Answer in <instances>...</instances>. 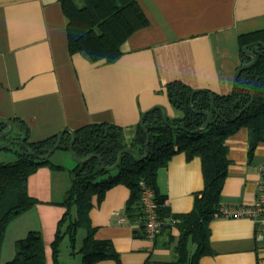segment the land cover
I'll return each mask as SVG.
<instances>
[{
    "label": "crops",
    "instance_id": "crops-1",
    "mask_svg": "<svg viewBox=\"0 0 264 264\" xmlns=\"http://www.w3.org/2000/svg\"><path fill=\"white\" fill-rule=\"evenodd\" d=\"M138 2L150 24L124 42L116 62L106 63L70 54L68 18L60 0H0V120H12L17 137L25 133L22 121L29 140L39 141L94 122L134 125L156 105L165 106L168 117H179L182 112L171 104L165 88L173 80L220 94L233 91L241 66L238 35L264 28V0ZM226 143L230 164L221 207L249 205L257 196L264 141L251 157L247 128ZM61 173L41 166L29 176L28 192L40 202L9 225L0 264L14 258L16 241L30 230L41 231L46 264H54L52 243L66 212L59 202L70 187ZM157 182L172 213L190 212L196 193L204 188L201 158L175 154L158 171ZM129 196L130 189L119 184L107 191L101 204L93 197L90 218L96 237L112 240L123 264H174L179 229L174 224L156 240L136 237L139 223L125 213ZM210 230L214 253L203 256L200 264L263 263L264 238L250 217L215 216ZM83 239L80 245L76 239V249ZM71 255L61 247L60 264H82L78 255ZM96 264L118 263L106 259Z\"/></svg>",
    "mask_w": 264,
    "mask_h": 264
},
{
    "label": "trees",
    "instance_id": "trees-1",
    "mask_svg": "<svg viewBox=\"0 0 264 264\" xmlns=\"http://www.w3.org/2000/svg\"><path fill=\"white\" fill-rule=\"evenodd\" d=\"M60 4L68 18L70 54L82 53L91 62H116L123 54L124 42L135 31L150 24L138 0H60ZM238 45L241 66L253 60L252 55L244 51L246 45H250L249 50L256 55V62L241 71L237 78L238 86L235 85L230 94H220L207 88L196 89L181 80L165 84L171 104L182 112L179 117H169V123L174 127L165 122L162 107H152L144 116V124L139 121L134 125L121 126L111 122H94L76 129L74 152L82 159L94 156L84 163L76 162L69 169L71 185L59 202L66 207V212L58 222L52 243L54 264H60L61 244L66 235L73 249L76 248L79 230L86 232L79 249L82 264H96L106 259L123 264L112 240L96 237L90 210L94 206V196L101 204L109 189L123 184L130 189L125 213L131 221L139 223L134 235L146 237L144 212L140 204L142 181L154 191L159 218L163 221L162 232L170 231L174 224L180 231L173 263L200 264L203 256L214 253L210 222L221 207L220 198L228 176L230 159L226 141L241 128H247L250 157L264 141V28L239 34ZM252 92L254 100L246 108L252 99ZM192 95L195 110L204 112L192 109ZM207 112L211 115L208 126ZM144 126L150 135L149 154L139 158L125 149L131 147L145 155L147 133ZM7 128L8 125L0 124V134ZM20 130L25 132L24 136L19 135L16 139L24 140L33 153L21 145L22 152L17 151L15 161H0V258L9 225L40 202L28 192L29 176L41 166H49L52 170L66 168L50 158H40L55 147L58 135L30 141L29 128L22 121ZM71 140L72 134L65 132L58 149L69 151ZM123 150V158L117 168L103 167L102 163L106 167L115 165ZM181 152L188 160L195 156L201 158L204 188L196 193L190 212L175 214L167 204V195L159 189L157 177L160 168ZM173 219L177 221L173 222ZM190 243L195 245L193 250ZM15 248L14 258L6 264H46L41 231L30 230L16 241ZM259 264H264V261H259Z\"/></svg>",
    "mask_w": 264,
    "mask_h": 264
},
{
    "label": "built area",
    "instance_id": "built-area-1",
    "mask_svg": "<svg viewBox=\"0 0 264 264\" xmlns=\"http://www.w3.org/2000/svg\"><path fill=\"white\" fill-rule=\"evenodd\" d=\"M142 194L140 204L144 212L146 237L155 239L161 232L163 221L159 218L158 203L155 200L153 189L142 181ZM216 217H250L256 224L258 236L264 238V163L260 168V178L257 183L256 199L249 205L220 207L215 213ZM177 219H173L176 222Z\"/></svg>",
    "mask_w": 264,
    "mask_h": 264
},
{
    "label": "water",
    "instance_id": "water-1",
    "mask_svg": "<svg viewBox=\"0 0 264 264\" xmlns=\"http://www.w3.org/2000/svg\"><path fill=\"white\" fill-rule=\"evenodd\" d=\"M249 46H250V45H246V46H244V51L247 52L248 54H251L252 57H253V60H252L250 63H248L247 65H242V66H240V67L237 69L236 75H235V77H234V84H235L236 86H238V84H237V78H238L239 74L241 73V71H242L245 67H248V66H252V65H254L255 62H256V55L253 54V52H251V51L249 50ZM193 99H194V95H192V97H191V107H192L193 110H195L194 105H193V103H192V102H193ZM253 100H254V92H252V99H251L250 103L246 106V108L250 106V104L253 102ZM213 101H214V98H213ZM154 107H162V108L164 109V120H165V122H166L167 124L173 126L172 124L169 123V120H168L169 117H168V113H167L166 107L163 106V105H156V106H154ZM148 110H149V109H148ZM148 110L144 111L143 114L141 115L140 122H141L142 124H144V116H145V114H146V112H147ZM244 110H245V108L242 109V111L238 114V116H240L241 113H242ZM195 111H197V112H204V111H198V110H195ZM210 119H211V115H210V113L207 112L206 126L209 125V123H210ZM0 124H6V125L10 126L9 129L5 130L4 132H2V133L0 134V139H2V138L6 137L7 135L10 134V132L12 131V129L14 128V126H13V121L10 120V119H3V120H0ZM173 127H174V126H173ZM144 128H145V131H146V133H147V140H146V153H145V155H142L138 150H136V149H134V148H131V147H128V148L125 149V150H127V151H131V152L135 153L139 158H144V157L148 156V154H149V141H150V135H149V131H148V129H147L145 126H144ZM67 131H70L71 134H72V140H71V142H70L69 152H70L71 156L73 157V159H74L76 162H78V163H84V162L88 161L90 158H92V157L94 156V155H90L89 157L84 158V159H82V158H80L79 156H77L76 153H75L74 150H73V144H74V142H75V140H76V132H75L74 130H70V129L68 130V129H65V130H63V131H61V132L59 133V135H58V140H57V143H56L55 147L52 148V149H51L46 155H44V156H40V158H45V159L50 158V156L54 153V151H55L57 148H59V146H60V144H61V141H62V137H63L64 133L67 132ZM13 143H19V144L23 145V146H24V147H25L30 153H33V152L29 149L28 145L24 142V140H21V139H15V140H12V141H10L9 143H7L6 145L1 146L0 149H1V148H7V147H10ZM123 153H124V150L120 152V154H119V159H118V161H117V163H116L115 165H113V166H111V167H106V166L104 165V163H102L103 167L108 168V169H111V170L117 168V167L119 166V164H120L122 158H123ZM100 160H101V162H102V159H101V158H100Z\"/></svg>",
    "mask_w": 264,
    "mask_h": 264
},
{
    "label": "rangeland",
    "instance_id": "rangeland-1",
    "mask_svg": "<svg viewBox=\"0 0 264 264\" xmlns=\"http://www.w3.org/2000/svg\"><path fill=\"white\" fill-rule=\"evenodd\" d=\"M14 126V124H13ZM10 126H8L7 129H9ZM17 127L14 129H12V131L10 132L9 135H7L6 137L0 139V147L6 145L7 143H9L12 140H15V138L17 137ZM11 149H7V148H1L0 149V161L1 162H12L15 161L18 157L17 155V151L22 152V147L21 144L19 143H13L11 146ZM50 159L52 160V162L54 163H62L67 166L68 168H72L75 166L76 161L73 159V157L71 156L70 152L68 150L65 149H57L55 154H52L50 156ZM61 176H62V181H65V178L67 179L68 183L71 185V173L68 169L66 170H61ZM60 180V179H59ZM69 185V186H70ZM85 230H79L78 234H77V241H78V245H80L81 240L83 239L84 235H85ZM62 250L67 253L69 255V257H73L74 254L78 255V257L82 260V254L80 252H78V248L73 249L71 242H70V238L68 235L65 236V238L63 239V242L61 244ZM190 248L191 250H193L195 248V245L193 243H190Z\"/></svg>",
    "mask_w": 264,
    "mask_h": 264
}]
</instances>
